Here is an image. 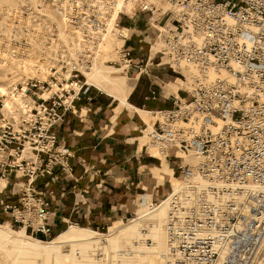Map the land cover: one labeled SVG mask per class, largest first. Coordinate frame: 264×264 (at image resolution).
<instances>
[{
  "label": "built area",
  "instance_id": "1",
  "mask_svg": "<svg viewBox=\"0 0 264 264\" xmlns=\"http://www.w3.org/2000/svg\"><path fill=\"white\" fill-rule=\"evenodd\" d=\"M37 9L10 13V34L0 44L8 64L28 59L33 43L54 49L55 58L44 80L28 77L14 87L33 103L18 121L4 114L0 101L1 213L29 236L50 239V204L35 183L72 173L71 150L53 128L65 114L77 112L75 103L91 87L85 74L110 23L123 40L122 57L112 64L134 67L125 49L132 32L123 34L131 29L121 20L141 17L145 32H155L147 37L163 50L156 52L163 66L182 77L185 68L225 74L210 86L198 84L188 98L172 95L171 108L152 112L155 120L144 124L146 153L177 162L173 174L179 186L161 201L166 206L161 264H264V0H39ZM44 9L67 26L75 59L60 45L57 24L39 13ZM35 50V63H43ZM132 220L133 214L127 222ZM132 253L130 246L117 251L116 263L133 264ZM96 257L106 256L99 251Z\"/></svg>",
  "mask_w": 264,
  "mask_h": 264
},
{
  "label": "crops",
  "instance_id": "2",
  "mask_svg": "<svg viewBox=\"0 0 264 264\" xmlns=\"http://www.w3.org/2000/svg\"><path fill=\"white\" fill-rule=\"evenodd\" d=\"M137 23L134 21V25L126 27L139 31ZM133 52H130V57L134 66H142L145 62V68L139 69L138 66L139 72L133 78L135 85L129 92L126 105L116 103L114 107V100L109 102L102 99L90 87L75 103L77 112L65 114L62 123L53 128L62 144L71 150L72 173L66 178L59 175L54 181L48 177L40 178L35 183V189L42 192L50 204V224L57 223L63 227L68 223H79L99 230L115 217L126 213L130 208L134 181L150 165V160L140 159V149L135 143L138 139V121L122 110L135 113L145 123V116L142 117L138 111L148 115L171 108V102L166 105L164 101L167 99L164 93L166 86L173 82L172 93L188 98L187 93L190 92L177 88L178 79L175 80L168 73H152L150 68H159L163 66L162 63H158L156 58L145 59L139 52L134 57ZM143 80H146V90L137 96ZM153 168L155 166L151 170ZM164 172L172 171L164 168ZM47 183L48 186H45ZM14 199L9 198L10 201ZM0 219H8L1 209Z\"/></svg>",
  "mask_w": 264,
  "mask_h": 264
},
{
  "label": "rangeland",
  "instance_id": "3",
  "mask_svg": "<svg viewBox=\"0 0 264 264\" xmlns=\"http://www.w3.org/2000/svg\"><path fill=\"white\" fill-rule=\"evenodd\" d=\"M33 1V2H32ZM36 0H0V44H4L6 37L9 36V31L7 30L8 28V24H9V15L10 13H13V11H20L22 9L27 8H31L34 11H37L36 9H34L32 6ZM16 4V5H15ZM137 21V20H136ZM58 24H60L59 21H57ZM145 21L139 17L138 19V23L137 26L139 27L138 30L139 31H134L132 30V36L130 38V40L127 42L125 49H128L129 52H133L134 53V57H136L137 53L139 52L141 57H149V51H150V45L153 44V41L150 42L149 44V38L147 37L149 35L150 38H152L155 34L153 29H150L149 31H146V25H145ZM134 25V21L123 18L121 20V25L124 26L125 28H127L126 26L128 25ZM137 30V29H136ZM152 35V36H151ZM119 39H117L114 36L109 37V42H111L112 44L115 42H118ZM37 44L33 43L32 47L34 50L30 51L31 56L26 59L23 60L22 62L26 61V64H22V62H20L19 64L17 63H10L8 64V54H4L2 52H0V55L2 54V56H0V85H2L3 87H5L7 90H9V88H11L12 86H15L16 84L20 83L22 78L25 77H30V76H38L36 75L37 73H40L41 75V79H45L47 75H49V72L42 74L40 71L36 72L35 71V66L34 64H32V61L37 58V52L38 50L35 49H39L40 50V55L44 58V60H48L50 58L49 52L48 50H43L40 48L36 47ZM140 48V50H138ZM111 49V48H110ZM112 50V49H111ZM113 54V57L115 56V52L114 50L111 51ZM37 54L36 56L34 54ZM106 57V56H105ZM152 58H156L158 63H163L164 59L162 58V56H153ZM11 61V59H10ZM105 58H103L101 60L100 65H96L95 67H93L92 69H98L101 72L105 73V76L110 79V82H104V88L108 91H111L113 93H119V89L121 90L123 88L122 85H126L130 88H132L135 85V80L133 79L136 74L139 72L140 68H145L144 64L141 66H134L130 69H126V70H121L120 65L118 64H112L118 61V57L116 58H111V60H109L108 62H105ZM25 63V62H24ZM30 66H34V67H30ZM45 67L48 65H44ZM122 67V66H121ZM30 68H33V70H30ZM49 68V67H47ZM152 73L154 75L158 74V72L160 74H169L172 78H174L175 80L178 79L176 81V86L177 88H181L184 89L188 92H191L198 84H207V81H203L202 77L200 79V74L196 71V69L193 68H185L183 71H181V73L183 74L182 77L176 73H174L171 69H169L166 66H160L159 68H155V67H151L150 68ZM136 70V71H135ZM158 74V75H160ZM207 74H210L207 73ZM114 75L119 77L120 79L113 80ZM198 78L197 80L195 79ZM173 79V80H174ZM174 80V81H175ZM201 80V81H200ZM174 82L173 83H169V87L166 86L167 91L164 93V96L167 97L165 101L166 105H169V102H171V97H172V89L174 86ZM122 86V87H120ZM9 87V88H8ZM90 89L94 90V93H97L99 95V97H102V99H107L109 102H112L113 98H111L110 96L108 97L107 94H105L104 92H100L99 90L91 87ZM146 90V80H143V82L140 84L139 90L137 91L136 95H140L142 93V91ZM107 95V96H106ZM174 96H177L176 94H173ZM0 100L2 101V98H0ZM112 105L115 107L117 106L116 102H112ZM172 106V104H171ZM143 110V109H142ZM125 111V113H128L130 116L133 117L134 121H138L139 127L137 130V134L136 136L138 137L137 141L135 142L136 145L139 147L140 152V159L141 158H146L150 160V165L148 167H146L143 171H141L140 176H138V178L135 179L134 181V185L132 186L133 188V193H132V198H130V208L127 210L126 213H124L122 216L119 215L117 217H115L114 219H112L110 221L109 224L105 225L104 229H99V230H94L91 229L88 226L85 225H80L79 223L77 225H74L75 223H68L65 226H59L57 225V223L55 224H51L52 226V235L50 237V239H45L42 236H37V237H33L35 239L41 240V241H49L52 238H54L56 235H58L59 233H61L62 231H64L65 229L69 228L71 225L77 226V227H81V228H85V229H90L92 231L98 232L100 234H106L109 232V228L111 226H114V223H116V225H124L127 224V220H130L132 214L135 215V217H138L140 215H146L143 219H141L139 221V224L137 225L136 229H135V236L132 239L129 240H122L119 241V243L117 245L113 244V247H109V249L111 251H119L125 247H132V244L134 243V241L138 240L139 236H140V231L142 228H146L147 230V237H149L153 243L155 240L154 237V233L152 232V227L155 225V222L152 220V218L148 215L149 212L151 211L150 208H148L149 205H158L161 204L160 202L164 199V197L167 195V193L170 191V188L172 186H174L175 184V178L176 175L173 174V172H175L174 170V164L177 163L174 159L172 160H167V159H163V158H159L155 155L154 152L152 151H147L148 153H146L145 150V145H146V140L142 135V130L144 128V124L146 123L147 125H150L155 119L153 118V115L148 114L145 115V123L142 122L138 116L135 113H130L126 110H122ZM141 137V139H140ZM178 155V153H173ZM179 157L182 158V160H184V157L181 155H178ZM154 167L153 173L151 170V167ZM164 168L166 170H171L172 172L170 173H166L164 172ZM168 172V171H167ZM9 182L13 183L14 180L10 177L9 178ZM131 188V186H130ZM16 199H14L13 201H15ZM157 206V207H158ZM156 207V208H157ZM155 209V208H154ZM153 210V209H152ZM166 212V211H165ZM165 217V216H164ZM165 219V218H164ZM52 221V220H51ZM0 224H8L10 225V227L13 230H20L17 225H13L14 222L8 217V219H0ZM108 228V230H107ZM28 235V234H27ZM149 235V236H148ZM159 254L160 252H162L163 250V245H164V241H163V237H162V233L159 236ZM0 244V264H79V262L81 261V257L77 254L74 255H69L68 257H62V258H58L54 255L48 254L46 252H40V253H36V254H31L28 255L26 257H24L21 254H16L14 255L13 251L10 250L8 247L4 246ZM107 244H105L104 246H106ZM155 245V243H154ZM102 248V246H101ZM104 248V247H103ZM144 246H141L137 249H135V253H138L135 255V253L133 254L132 260H133V264L137 263L136 260L141 259L138 255L142 252L144 253V257H148L147 261L145 262V264H160L161 261L160 259L157 257H153L152 255L148 256L147 252H150L148 249H143ZM8 250V251H7ZM101 250V251H100ZM145 250V251H144ZM102 252L106 257L103 259H99L97 258V253L98 252ZM140 251V252H139ZM147 251V252H146ZM9 252V253H8ZM98 252L96 253V255L94 256V261L95 262H102V264H117L116 263V258L117 255L113 254V257L111 258V260L109 259V253H108V249L104 248V249H99ZM13 253V254H12ZM43 253V254H42ZM48 254V255H47ZM149 254V253H148ZM36 255V256H35ZM147 255V256H146ZM51 256V257H50ZM134 258V259H133ZM136 258V260H135Z\"/></svg>",
  "mask_w": 264,
  "mask_h": 264
},
{
  "label": "bare ground",
  "instance_id": "4",
  "mask_svg": "<svg viewBox=\"0 0 264 264\" xmlns=\"http://www.w3.org/2000/svg\"><path fill=\"white\" fill-rule=\"evenodd\" d=\"M34 2L35 3L32 6H34L33 7L34 9H36L38 4H39V0H36ZM39 13H43L47 19H49L52 22L57 24V27L59 28V31H60L59 32V41L61 42L60 45L66 47V50H67L69 57L71 59H75L76 51H75L74 47L72 46V38L70 36L71 33L67 30V26L65 24H63L60 20H58V18L55 15L53 10L44 9V10H40ZM57 21H59L60 24H58ZM37 30H38V28H37ZM122 32L124 35L128 36L129 33L131 32V30L123 29ZM111 36H114L117 39H119L118 42H115L113 44L111 42H109V37H111ZM100 40H101L100 49L93 56L92 68L95 67L96 65L102 64L101 60L103 58H105V60H106L105 62H108L109 60H111V58L118 57V60H120V57H122L121 47L123 45V40L121 38H119L116 35V33L113 31L112 23H110V25H109V29L107 31V34H103L100 37ZM36 47L39 48L38 45ZM110 48L112 50H114V52H115L114 57H113V54L111 52L112 50ZM157 50H159L160 52H163V50L158 47L157 43L152 44L151 58L156 55ZM48 52H49L50 58L47 61L44 60L43 63H39V64L35 63V61H34L35 59L32 61V64H34V66H35L36 72L40 71L42 74L49 72V74H50V68L55 65V63H54L55 58L53 55L54 49H50V50H48ZM24 62H22V64H26V61H24ZM44 65H48V66L45 67ZM34 66H30V67H34ZM47 67H49V68H47ZM92 68H91L90 72L85 74L86 84L97 89V90H99L100 92H104L105 94H107L108 96L113 98V100L119 106L126 105L127 104V98H128V95H129L131 88L126 86V85L125 86L122 85L123 88L121 90L119 89V91H120L119 93H113L111 91L106 90L104 88L103 83L106 81L110 82V79H108L105 76V73L101 72L98 69H92ZM119 69L126 70L127 65L124 64ZM30 70H33V68H30ZM224 75H225L224 73L216 74V73L210 72V74H207V73L204 75L200 74L199 77H200V79L202 77L203 81H205V82L207 81V84H203L204 86H210L216 78H223ZM30 77H33V76H30ZM36 77H39L40 80H43V79H41L40 73ZM27 78L28 77L22 78L20 83L26 81ZM198 78H196V76H195L196 80ZM117 79H120V78L114 75L113 80L117 81ZM58 81H60V79ZM15 86H12L11 88L8 87L9 90H7L5 87L0 85V98H2V101L1 100L0 101L3 104L4 114L8 115V116L10 115V117H12L16 121H18L22 117V112H27L32 107L33 103L29 97L24 96L20 93H15V91H14ZM122 86H120V87H122ZM63 87L67 88L65 86V84ZM53 88L54 89L57 88L55 84L53 85ZM138 113L142 117L145 116V113H143L141 111H138ZM151 115H153V114H151ZM153 118H154V115H153ZM148 126H150V125H148ZM174 152L177 153L176 151H172V153H174ZM178 155L183 156L181 153H178ZM183 157H184L183 161L188 160V157H185V156H183ZM4 184H5V181H3L1 183L0 187H2ZM178 186H179L178 180H177V178H175V184H174L173 188H177ZM165 211H166V206H165L164 202H161V204L157 208H155L153 210L151 209V211L149 212L148 215L155 222V225L151 228L152 232L154 233V237H155V240H154L155 245H154L153 241L149 237H147L148 233H147L146 228H142L144 230L141 229L140 236H139L138 240L143 238L145 240L150 241V243L149 244H148V242L136 243L138 240L134 241V243L132 244V247H130V248H132V251H133L132 257H133V254L135 253V249H137L141 246H144V248L148 249L149 251L151 249L150 252L146 251L148 256L149 255L150 256L152 255L153 257L158 256V258L160 259V261L162 263L163 255L166 252L165 230H164V225H165V219L164 218L166 217ZM145 216L146 215H140L138 217H135V215H133V220L128 222L127 224H124V225H121V224L116 225V223H114V226H111L109 228V232L106 234H100V233L92 231L90 229H84L81 227L71 225L69 228L65 229L64 231H62L61 233H59L58 235H56L54 238H52L51 240H49L47 242L35 239V238L27 235L23 229L13 230L10 227V225H8V224H0V244H2V245L5 244L4 246H6L10 250H12L14 255L16 253L17 255L21 254L24 257L31 255V254L40 253V252H43V253L46 252L48 254L54 255L55 258L56 257H58V258L68 257L69 255L77 254L81 257V261L79 262V264H102V262H100V261L99 262L94 261L95 260L94 256L96 255L98 250L104 249V248L108 249L109 259L111 260V258L113 257V254H116L117 251H111L109 249V247L110 246L113 247L112 246L113 244L117 245L119 243V241L132 239L135 236V229H136L137 225L139 224V221L141 219H143ZM161 233H162L164 245L162 246L163 247L162 252H160V254H159L160 247H158L159 246L158 240L160 239L159 236L161 235ZM105 243H107L106 246H104ZM101 246H102V248H101ZM136 254H138V253H135V255ZM138 256L141 259L136 260V258H135L137 263H134V264H145L148 257H144L143 252H142V254L140 253ZM104 264H105V262H104Z\"/></svg>",
  "mask_w": 264,
  "mask_h": 264
}]
</instances>
